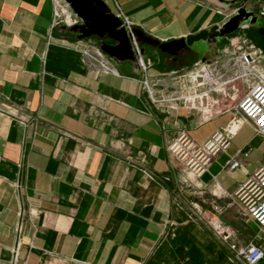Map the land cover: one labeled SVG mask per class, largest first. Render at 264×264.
Segmentation results:
<instances>
[{"label":"crops","instance_id":"obj_1","mask_svg":"<svg viewBox=\"0 0 264 264\" xmlns=\"http://www.w3.org/2000/svg\"><path fill=\"white\" fill-rule=\"evenodd\" d=\"M103 2L160 42L221 26L240 7H264V0ZM53 11L52 0H0V102L9 104H0L8 112L0 113V264H12L16 245V264H211L218 252L226 261L215 239L200 238L204 230L174 226L192 210L209 216L212 204L224 223L240 220L234 193L264 165V137L235 106L210 115L153 108L135 59L109 58L114 74L88 69L82 49L100 40L55 26ZM233 35L264 52V38L244 29L220 40L219 51ZM138 41L154 61L151 74L199 61L204 50L168 56ZM181 132L199 146L216 132L228 140L199 178L167 150ZM232 158L240 167L228 170ZM254 232L250 242L264 251V236ZM180 235L188 244L178 257Z\"/></svg>","mask_w":264,"mask_h":264},{"label":"built area","instance_id":"obj_2","mask_svg":"<svg viewBox=\"0 0 264 264\" xmlns=\"http://www.w3.org/2000/svg\"><path fill=\"white\" fill-rule=\"evenodd\" d=\"M52 1L55 26L64 25L66 27H72L79 22L75 14L63 0ZM259 13L264 14V7H262ZM116 16L122 21V25L129 36L132 51L137 57L136 66L142 73L139 81L141 87L143 90L146 89L148 94L151 95L153 88L161 85V80H152L145 76L149 68V63H145L139 55L136 37L133 34L134 28L122 13ZM87 45L81 52L84 65L88 69L100 74H114L115 69L111 65L109 58L99 47L92 46L89 48ZM263 59V50L250 40L245 37L233 38L226 48L220 50L219 57L211 64H201L197 61L196 66L197 68L199 67V71L191 72L190 76L186 77L191 84V86H188V89H193V82L197 76L202 79H209L211 75H208V73L211 74L212 72L216 76H219L218 79H221L222 76L227 74L232 77V80L240 79L243 82L245 93L237 105V110L252 125L256 134L264 137V68L258 66L259 61ZM217 64H220V66L216 67ZM209 68L212 69L209 70ZM197 72L200 74L196 75ZM215 86H217L216 83L210 84L207 91L216 90L217 88ZM178 88L181 91L184 90L183 85ZM172 100H179V98H172ZM0 104L5 107L9 106L6 102H0ZM179 108L189 110L185 106H170L172 110H178ZM0 113L6 114L8 112L0 107ZM227 146L228 140L221 132L213 134L202 146L195 144L185 132H181L170 142L167 150L172 156L184 164L187 171L193 177L199 178L206 171L212 158L226 149ZM225 166L228 170H235L240 167V162L232 158L226 162ZM234 194L240 203L241 211L256 224L259 233L264 236V165L246 182L240 185ZM215 210L217 214L221 213V209L215 208ZM212 225L217 235L224 242L229 243L230 250L234 252L236 258L242 264H259L264 259V251L260 246L251 242L246 245H240L236 232L224 226L219 220L213 221ZM11 252V263L16 264L19 258L18 246L16 245Z\"/></svg>","mask_w":264,"mask_h":264},{"label":"rangeland","instance_id":"obj_3","mask_svg":"<svg viewBox=\"0 0 264 264\" xmlns=\"http://www.w3.org/2000/svg\"><path fill=\"white\" fill-rule=\"evenodd\" d=\"M134 28V27H133ZM135 29V28H134ZM242 37V36H236ZM254 36H256L254 34ZM256 38H258L256 36ZM136 42L139 49V55L142 58V60L145 63H149V68L146 71L145 76L149 79H159L161 80V85H158L153 88L151 91L152 94L149 95L147 90H143L144 93L147 96V100L149 105H151L153 108L157 109H170L171 105H179L180 107H188L189 110L195 111L196 113H201L204 111L206 115H210L216 112H219L223 107H226V105L235 106L237 109V105L242 98V96L245 93L243 82L240 79H233L228 74L225 76H222L221 79H218L219 76H216L214 72L211 74L208 73V75H211V78L209 76V79H202L200 77H196L195 81L193 82V89H188V86H191L190 82H188V79L186 77L190 76L191 72L199 71L196 63H197V57L196 58H188L184 61L185 66L180 67L177 69H169L165 74L159 75V74H151L150 70L154 67V61L152 58H145L143 55V51L140 47V43L138 39L136 38ZM87 45V44H86ZM95 46L91 43H88L87 47ZM228 45H225L222 49L226 48ZM134 54V53H133ZM135 60H137V57L135 56ZM220 63V62H219ZM220 64H217L216 67H219ZM258 66L261 68H264V59L260 60L258 63ZM212 68H209V70ZM139 71V70H138ZM140 72V71H139ZM223 72V70H222ZM220 73V72H219ZM142 74V73H141ZM200 73L197 72L196 75H199ZM208 77V76H207ZM213 79V80H211ZM216 83L217 86H215L216 90L207 91V88L210 84ZM141 84V83H140ZM201 84V85H197ZM222 84V85H220ZM183 85L184 90H180L178 87H181ZM219 86V87H218ZM214 87V86H213ZM172 98H179V100H172ZM223 102V103H221ZM214 105V106H211ZM171 110V109H170ZM200 114V115H201ZM212 211L207 216L202 213H199L198 210H192L193 213H190V218L187 220L180 219L178 221V224L174 227L181 230H187L189 229H201L204 230L205 235L200 236V238H206V241L209 239H215V242L218 243L217 250H220V253L223 254L226 257V261L221 260L219 258V252L217 255H212V263L211 264H242L241 261L236 258L234 252H232L229 248V243L224 242L215 232L213 228V221L219 220L224 226L229 227L230 229H233V231L236 232L238 243L240 245H246L251 241V238L255 236L254 231L259 232L258 227L256 224L248 217L246 216L241 210V216L240 220L234 222V224H227L224 223L217 215H215L216 210L215 208L221 209L218 205L212 204ZM214 212V213H213ZM222 212V209H221ZM217 214V213H216ZM256 229V230H255ZM178 240L180 243L174 251L180 257L181 255L187 253V251L183 248L184 245L188 244V236L187 235H180L175 236L174 239ZM214 241V240H213ZM221 243V244H220ZM226 247H224V245ZM187 245L185 246V248ZM192 250V249H191ZM194 253V249L192 250ZM185 252V253H184ZM196 257L198 254L195 255ZM262 264H264V260L262 261Z\"/></svg>","mask_w":264,"mask_h":264},{"label":"water","instance_id":"obj_4","mask_svg":"<svg viewBox=\"0 0 264 264\" xmlns=\"http://www.w3.org/2000/svg\"><path fill=\"white\" fill-rule=\"evenodd\" d=\"M63 1L69 6L79 22L72 27L60 25L61 28L68 31H79L81 35L78 38L80 39L95 36L100 40L99 49L108 58L117 61H133L135 59L129 36L122 25V21L109 11L103 0ZM240 29L248 30L257 37L264 38V14L240 7L221 26L214 25L196 34L170 42L152 39L137 29H133V34L137 39L157 47L161 53L168 56H176L184 50H192L203 45L204 50L199 62L209 65L219 57L218 42ZM105 38L114 44H107Z\"/></svg>","mask_w":264,"mask_h":264}]
</instances>
